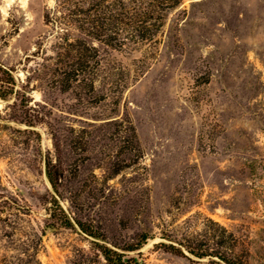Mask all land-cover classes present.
<instances>
[{
	"label": "rangeland",
	"instance_id": "obj_1",
	"mask_svg": "<svg viewBox=\"0 0 264 264\" xmlns=\"http://www.w3.org/2000/svg\"><path fill=\"white\" fill-rule=\"evenodd\" d=\"M54 6L0 0V64L38 105L36 115L0 98V264H109L102 246L129 264H219L158 245L191 237L213 247L211 222L233 235L244 264H264V0H183L158 42L99 46L102 76H112L90 94L44 77ZM48 155L61 162L58 203L97 237L50 225ZM142 233L141 249L122 251Z\"/></svg>",
	"mask_w": 264,
	"mask_h": 264
},
{
	"label": "trees",
	"instance_id": "obj_2",
	"mask_svg": "<svg viewBox=\"0 0 264 264\" xmlns=\"http://www.w3.org/2000/svg\"><path fill=\"white\" fill-rule=\"evenodd\" d=\"M183 0H55V6L44 14L46 24L55 27V43L53 45L54 57L47 65L48 82L60 86L62 91L71 90L73 87L88 88L87 93L95 92V82L103 75L102 57L99 46L107 49L131 53L142 47L158 42V35L162 31L166 16L170 10L179 7ZM28 77V76H27ZM45 79V78H44ZM28 81V79H27ZM19 81L13 70L0 64V98H14L24 100L28 111L38 115V107H30V100H25L28 91L23 84L17 88ZM113 84H118L116 80ZM29 84V82H28ZM115 84V85H116ZM119 85V84H118ZM121 86H119L120 89ZM101 97L104 98L103 95ZM27 117V116H26ZM34 117V116H32ZM39 121V117L36 116ZM33 119V118H32ZM26 123L33 126V120L28 118ZM134 133V131H133ZM131 143V140H129ZM57 144L54 148L58 151ZM45 173L52 189L49 201L51 226L62 225L71 227L73 224L80 231L90 237H97L95 232L86 228L80 221L70 218L58 203L59 192L64 187L62 181V167L60 160L54 161L50 155L44 160ZM212 225L219 229L217 237L220 241L210 247L208 239L185 238L176 242H160L158 245L165 251L184 256L185 252L196 258H217L219 264H244L241 256L232 253L235 247L233 235L215 222ZM148 234H140L137 242L128 244L122 251L133 252L141 249L148 239ZM40 238L33 234L30 238L31 246L40 245ZM221 242L227 245L222 246ZM102 254L109 264H129L130 259L114 249L102 246Z\"/></svg>",
	"mask_w": 264,
	"mask_h": 264
}]
</instances>
